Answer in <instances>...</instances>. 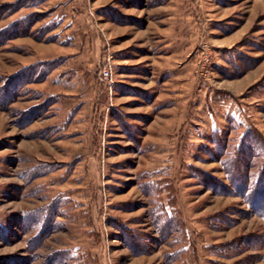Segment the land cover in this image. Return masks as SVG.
Segmentation results:
<instances>
[{
    "label": "rangeland",
    "instance_id": "374dc122",
    "mask_svg": "<svg viewBox=\"0 0 264 264\" xmlns=\"http://www.w3.org/2000/svg\"><path fill=\"white\" fill-rule=\"evenodd\" d=\"M263 161L264 0H0V264H264Z\"/></svg>",
    "mask_w": 264,
    "mask_h": 264
},
{
    "label": "trees",
    "instance_id": "16d2710c",
    "mask_svg": "<svg viewBox=\"0 0 264 264\" xmlns=\"http://www.w3.org/2000/svg\"><path fill=\"white\" fill-rule=\"evenodd\" d=\"M254 145H256L257 147H260V140H257V139H254ZM257 147H256V149H257ZM246 150L247 151H254L255 152V149L253 150V146H247L246 147ZM253 155H255V154H253ZM258 155H260V153L258 154ZM237 160H235L234 159V161H232V159L231 160H229V162L228 163H230L228 166H233L232 168H231V170H232V174H239V170H238V167L236 166L235 167V163L234 162H236ZM261 165H262V169H261V172H259V178L257 179V183H255L253 186H252V192H251V194H250V198H249V200H254L255 198H257V199H259V201H262L263 200V198L261 197L262 195H264V191L263 192H260V190L263 188V186H264V170H263V165H264V161L261 163ZM257 176H258V174H257ZM261 185H262V188H261ZM242 186H244V188H245V190H244V192H249L250 191V189L251 188H249L248 187V185L247 184H242ZM262 194V195H261ZM261 195V196H260ZM251 205H252V203H251ZM252 207V209H253V211L255 212V213H258L263 219H264V202H261L260 204H255V205H252L251 206Z\"/></svg>",
    "mask_w": 264,
    "mask_h": 264
},
{
    "label": "built area",
    "instance_id": "2783aa9c",
    "mask_svg": "<svg viewBox=\"0 0 264 264\" xmlns=\"http://www.w3.org/2000/svg\"><path fill=\"white\" fill-rule=\"evenodd\" d=\"M112 77L111 69L105 67L103 70L100 72V78L102 81L104 80H109Z\"/></svg>",
    "mask_w": 264,
    "mask_h": 264
},
{
    "label": "crops",
    "instance_id": "0c3cea01",
    "mask_svg": "<svg viewBox=\"0 0 264 264\" xmlns=\"http://www.w3.org/2000/svg\"><path fill=\"white\" fill-rule=\"evenodd\" d=\"M169 44L167 43V42H165V44H164V48L163 49H165V51H166V53H169V46H168ZM165 47H167V48H165ZM163 49H161V51H163Z\"/></svg>",
    "mask_w": 264,
    "mask_h": 264
}]
</instances>
